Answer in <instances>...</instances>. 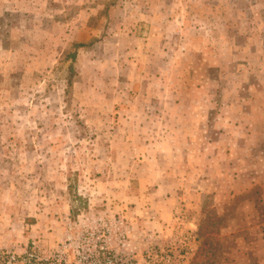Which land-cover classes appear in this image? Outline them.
Returning a JSON list of instances; mask_svg holds the SVG:
<instances>
[{
	"label": "rangeland",
	"instance_id": "1",
	"mask_svg": "<svg viewBox=\"0 0 264 264\" xmlns=\"http://www.w3.org/2000/svg\"><path fill=\"white\" fill-rule=\"evenodd\" d=\"M262 140L264 0H0V264H189L198 218L194 264L252 254L206 165Z\"/></svg>",
	"mask_w": 264,
	"mask_h": 264
},
{
	"label": "crops",
	"instance_id": "2",
	"mask_svg": "<svg viewBox=\"0 0 264 264\" xmlns=\"http://www.w3.org/2000/svg\"><path fill=\"white\" fill-rule=\"evenodd\" d=\"M252 108L258 107V104H252ZM252 111V110H251ZM251 111L248 112V114H251ZM236 140H252V134H228V138L232 139L234 138ZM243 137H246L245 139ZM257 137V136H256ZM259 139V138H258ZM264 144L263 140L261 143L259 142L258 145ZM249 148V147H248ZM248 148H244L241 151L244 152L242 155L244 158H246V161L244 164H237V160L234 158L233 150H231V153L228 155H225V157H228L226 159L219 158L218 155H213L214 158H212V161L208 163L206 166L212 165L210 167H206L207 169H216V171H219L222 175L223 171L227 170L230 166V161H236V164L233 166V168L228 169L227 171L231 173L232 176H237V179H239L237 182H235L236 179H234V184L226 186L224 189V192H232L234 191V194H242L245 196V199L242 200L241 203L238 204L236 210L231 215L228 224L222 229L223 234H231L238 233V231L242 230V233L240 235L244 234V231L247 229L254 230V233H261L264 227V218H261V212H264V159H262L261 155L264 153V150H259V152H255L254 154H249L250 152H247ZM251 148V146H250ZM246 151V152H245ZM236 152V151H235ZM241 153V152H237ZM259 155V156H258ZM255 156V157H254ZM242 157V158H243ZM243 158V159H244ZM257 159L259 161H257ZM242 161V160H241ZM251 163V164H250ZM256 166H255V165ZM261 168V169H259ZM259 174V175H258ZM245 175H252L248 176V178L243 179ZM250 177V178H249ZM214 180V179H213ZM216 185H214L215 187ZM216 190V187L215 189ZM230 199V197L228 198ZM217 205L219 209H223L226 206V203L224 201L217 202ZM191 221V219H190ZM197 222V220H195ZM197 226L195 223V228L191 230V233L196 234ZM232 231V232H231ZM233 236V235H232ZM257 242H255L254 246L252 247V254L246 253V250L239 251L243 252V255H240L238 259L235 260L233 258L232 261H229V263L226 264H264V238L260 237ZM259 245L260 247H258ZM261 248V249H259ZM258 254V257H257ZM252 257H257L255 260L252 261Z\"/></svg>",
	"mask_w": 264,
	"mask_h": 264
},
{
	"label": "trees",
	"instance_id": "3",
	"mask_svg": "<svg viewBox=\"0 0 264 264\" xmlns=\"http://www.w3.org/2000/svg\"><path fill=\"white\" fill-rule=\"evenodd\" d=\"M83 44H76V47L77 46H81ZM72 57L75 58V53L72 54ZM209 207V206H208ZM218 211L216 212L215 209H209L207 210V214H206V219L204 220V222L206 223V231H209L211 229V226L212 224H216V223H219V226H222L223 225V217L218 214ZM217 215V216H216ZM204 226L201 225V219L198 218V223H197V230H196V238L199 242V246L197 248V250L195 251V254H194V257H193V260L190 261L189 264H194L196 259L198 258V256L200 254H205L206 253H209V254H212L213 256H217V253L216 252H220L222 253V250L220 251L221 249V246H216V252L214 251H209L210 250V247H211V240L209 237L210 236V233H206L205 236H204V233L202 232V229H203ZM217 233L219 232V227L218 229H216ZM216 260V259H215ZM194 261V262H193ZM214 261V260H213ZM213 263V262H212Z\"/></svg>",
	"mask_w": 264,
	"mask_h": 264
}]
</instances>
